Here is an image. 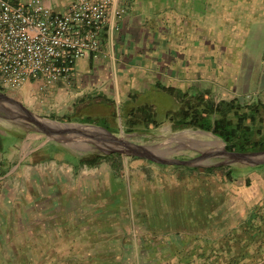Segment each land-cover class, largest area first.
<instances>
[{"label":"rangeland","instance_id":"rangeland-1","mask_svg":"<svg viewBox=\"0 0 264 264\" xmlns=\"http://www.w3.org/2000/svg\"><path fill=\"white\" fill-rule=\"evenodd\" d=\"M0 91L11 97H0V264H179V256L193 254L194 222L184 213L199 193L214 192L219 208L239 209L246 206L239 197L244 179H264V164L223 163L230 159L223 154L227 142L212 131H126L121 118L114 125L97 118L110 117L119 105L81 104L74 87L53 95L34 83ZM88 106L92 119H82ZM47 119L106 126L130 142L158 146L169 158L214 155L186 165L112 152L81 165L94 157V147L82 152L47 140L41 128L56 127Z\"/></svg>","mask_w":264,"mask_h":264},{"label":"crops","instance_id":"crops-1","mask_svg":"<svg viewBox=\"0 0 264 264\" xmlns=\"http://www.w3.org/2000/svg\"><path fill=\"white\" fill-rule=\"evenodd\" d=\"M46 1L63 11L73 0ZM118 7L125 11L106 28L102 51L79 59L70 79L45 88L49 95L74 87L81 104H117L110 117L97 118L108 125L121 118L126 131L143 110L159 124L135 131L176 127L206 92L215 101L264 102V0H113ZM88 109H81L82 119H92ZM242 183L246 206L239 209L219 208L214 192L199 193L184 213L194 222L193 254L179 256V264H264V179Z\"/></svg>","mask_w":264,"mask_h":264},{"label":"built area","instance_id":"built-area-1","mask_svg":"<svg viewBox=\"0 0 264 264\" xmlns=\"http://www.w3.org/2000/svg\"><path fill=\"white\" fill-rule=\"evenodd\" d=\"M124 11L113 0H73L63 11L46 0H0V88L70 79L79 59L102 51L106 28Z\"/></svg>","mask_w":264,"mask_h":264},{"label":"trees","instance_id":"trees-1","mask_svg":"<svg viewBox=\"0 0 264 264\" xmlns=\"http://www.w3.org/2000/svg\"><path fill=\"white\" fill-rule=\"evenodd\" d=\"M142 116V119L132 120L133 127L130 126L127 130H135L139 125L151 128L152 125L159 124L157 120L149 118V113L144 110ZM176 124L180 128L195 126L212 131L227 142L226 147L231 151L264 150V102L261 100L241 101L234 98L215 101L209 92L202 93L195 104L187 106ZM92 155L94 157L81 159L80 164L94 165L109 156L98 151L92 152ZM233 175L231 169L228 176ZM228 180L231 182L234 179Z\"/></svg>","mask_w":264,"mask_h":264},{"label":"water","instance_id":"water-1","mask_svg":"<svg viewBox=\"0 0 264 264\" xmlns=\"http://www.w3.org/2000/svg\"><path fill=\"white\" fill-rule=\"evenodd\" d=\"M0 97L10 99L9 95L0 91ZM25 111L38 121L34 113L23 106ZM10 117V115L8 116ZM56 124V127L45 125L41 128L48 137L47 140L56 139L63 145L86 151L94 147L95 151L100 153L122 152L127 155H135L146 157L154 161L170 164H186L197 165L200 161L213 156L212 153H202L201 155L191 159L169 158L162 154V150L156 145L133 143L122 136L116 135L105 127L83 124L71 121H60L56 119H48ZM223 154L229 156V160L224 161L226 164L242 163L250 166H258L264 164V150L261 151H231L225 146Z\"/></svg>","mask_w":264,"mask_h":264},{"label":"bare ground","instance_id":"bare-ground-1","mask_svg":"<svg viewBox=\"0 0 264 264\" xmlns=\"http://www.w3.org/2000/svg\"><path fill=\"white\" fill-rule=\"evenodd\" d=\"M47 122H48V123H49V122H50V123H54V122H51V121H50V120H48V119H47Z\"/></svg>","mask_w":264,"mask_h":264}]
</instances>
